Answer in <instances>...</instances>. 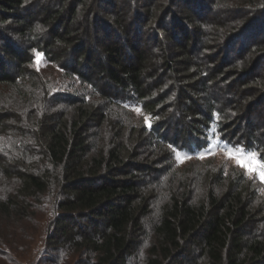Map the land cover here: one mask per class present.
Wrapping results in <instances>:
<instances>
[{
  "label": "trees",
  "instance_id": "trees-1",
  "mask_svg": "<svg viewBox=\"0 0 264 264\" xmlns=\"http://www.w3.org/2000/svg\"><path fill=\"white\" fill-rule=\"evenodd\" d=\"M263 102L264 0H0V264H264L257 178L169 161Z\"/></svg>",
  "mask_w": 264,
  "mask_h": 264
},
{
  "label": "rangeland",
  "instance_id": "rangeland-1",
  "mask_svg": "<svg viewBox=\"0 0 264 264\" xmlns=\"http://www.w3.org/2000/svg\"><path fill=\"white\" fill-rule=\"evenodd\" d=\"M39 65L43 66L45 69H50V70L53 69V68H48V66H46L44 62H41V59L39 61ZM209 89H213V85H210ZM228 92H230V91L222 89V92L218 91L217 96L215 95L213 97H214V99L217 100L216 102L218 103L219 101H221L223 94L225 93V95H226V93H228ZM230 94H231V92H230ZM196 104H197L196 106L198 108L206 107L204 101H198V102H196ZM259 107H261L260 109L262 111H264V102H263V104L261 106H256L255 107V111L256 112L254 111L253 115L254 116L256 115L257 118L260 117V120H262L264 117L263 116L261 117V113L259 111ZM135 112H137V111H135ZM257 113H259L260 116ZM179 123H181V121L178 120L177 118H171V117L169 118V125L172 126V128L174 126L178 125ZM183 132L184 131L180 132V136L188 138L187 136H189V135H187V133H183ZM257 132H259V131H257ZM257 132H255L256 135H259ZM210 145L211 146H208V147L212 148V141H210ZM226 150H227L226 146L220 145V144L216 145L214 150H213L214 154L207 155L203 159L198 158L199 154H197L195 156H191V155H188V154H185V153H180L181 157H184L185 155L191 157L190 159L183 160V162H180V160L177 159V155H176L177 152H176L172 156V158L169 160L170 163H171L170 166H172V168H177L179 170H184V171L189 170L190 172H192V170H195V171H198V170H209V168L214 169V168L224 167L225 169H232V170H235V171L236 170H242L244 173H246V175L249 176L248 169L245 168V167H241V166H239L237 164V160L240 159V157L232 156L230 158L228 155L225 154ZM165 152H166V150L161 152V153H163V155L161 156L163 158L162 161H164L166 159V153ZM203 152L204 151H201V153H203ZM240 162H241V164L247 163L248 167L253 169L252 178L253 177L257 178L258 184L260 183L258 185L259 188H261L264 191V183H262L260 181V179L255 174L256 164H257V162H259V163H261V162L257 158L255 160L251 161V162L241 159ZM35 241H36V246H35L32 254H31V257L29 258V262H28L29 264H36L35 260L38 259L39 257H41V255L43 254V250L46 249V248H44V244H43L44 241L39 236L37 237V239ZM49 253H50V251H49Z\"/></svg>",
  "mask_w": 264,
  "mask_h": 264
},
{
  "label": "snow or ice",
  "instance_id": "snow-or-ice-1",
  "mask_svg": "<svg viewBox=\"0 0 264 264\" xmlns=\"http://www.w3.org/2000/svg\"><path fill=\"white\" fill-rule=\"evenodd\" d=\"M36 55H37V62L39 63V61L41 59V54L37 53ZM135 110L137 112L140 111L139 109H135ZM145 119H146V122H147L148 118L146 117ZM212 131L214 132L215 129L213 128ZM209 139H211V138H209ZM216 143H217V141H212V148L205 149V151L203 153L199 154L198 158L203 159L207 155L214 154L213 150H214V148L216 146ZM169 147H171V145ZM225 154L228 155L230 158L232 156L240 157V159L237 160V164L239 166H241V167L247 168L249 177L252 178L253 169L248 167L247 163L241 164L240 160L243 159V160L249 161V162L255 160L257 158V156L259 155V150H252V146H250V145L241 147L239 149H237L235 146H233L232 148H227ZM176 155H177V159L180 160V162H183V160H185V159H190L191 158V157L186 156V155L184 157H181L179 152H177ZM261 159H264V156H261ZM255 174L260 179V181L262 183H264V163L257 162L256 167H255Z\"/></svg>",
  "mask_w": 264,
  "mask_h": 264
}]
</instances>
